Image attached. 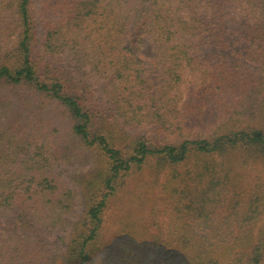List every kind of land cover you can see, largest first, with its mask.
<instances>
[{
  "label": "trees",
  "instance_id": "obj_1",
  "mask_svg": "<svg viewBox=\"0 0 264 264\" xmlns=\"http://www.w3.org/2000/svg\"><path fill=\"white\" fill-rule=\"evenodd\" d=\"M0 88L68 129L0 128V264H264V0H0Z\"/></svg>",
  "mask_w": 264,
  "mask_h": 264
},
{
  "label": "rangeland",
  "instance_id": "obj_2",
  "mask_svg": "<svg viewBox=\"0 0 264 264\" xmlns=\"http://www.w3.org/2000/svg\"><path fill=\"white\" fill-rule=\"evenodd\" d=\"M39 1V0H37ZM138 57L144 62L145 68L149 70V74L152 79H155V72H156V67L155 64L157 62L156 60V54L154 47L150 40L148 38H144V41L142 43L140 52L138 53ZM245 63V62H244ZM246 65L251 68L252 70H256L257 67L254 66L253 64H250L246 62ZM10 93L15 94L16 92L8 91L6 89H1L0 88V98L3 100V106L0 107V128L3 131L7 127H11L12 120L17 121H24L25 119H28V122L25 124H31L32 127H39L41 125H44L45 123L51 127H60L61 132H64L65 134H68V129H67V124L63 119H61V116L58 112L55 111L54 106H49L44 109V111L40 110L38 111L36 108H31L30 106L24 109L21 106V102H19V97L18 96H11ZM24 93V91H22ZM13 98V100H12ZM16 113H21L22 116L15 115L17 118L14 119L15 117L12 118L13 114ZM22 125L21 123H19ZM195 126V125H194ZM189 130L193 131L192 135L196 134H202L204 131L202 128L195 126L194 128H191ZM190 132V131H189ZM188 132V133H189ZM204 134V133H203ZM188 135V134H187ZM79 168L78 165L71 167V168H65L68 172H76L77 169ZM260 167L258 165H254L252 167H249L247 169V175L249 176V180H253L256 178L258 175H260ZM252 178V179H251ZM149 198V203L150 206L155 208L157 212H161L163 210V196L160 194L158 188H154L150 192ZM140 216V215H139ZM160 222L164 221L165 218L163 215L159 216ZM6 237V236H4ZM48 242L51 244L58 243L61 244V236L58 233H54L48 238Z\"/></svg>",
  "mask_w": 264,
  "mask_h": 264
}]
</instances>
